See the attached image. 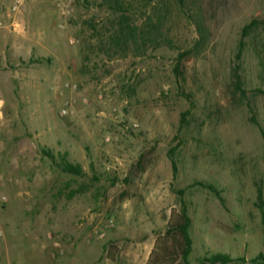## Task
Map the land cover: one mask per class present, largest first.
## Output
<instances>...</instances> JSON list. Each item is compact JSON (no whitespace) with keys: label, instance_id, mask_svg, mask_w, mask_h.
Segmentation results:
<instances>
[{"label":"rangeland","instance_id":"rangeland-1","mask_svg":"<svg viewBox=\"0 0 264 264\" xmlns=\"http://www.w3.org/2000/svg\"><path fill=\"white\" fill-rule=\"evenodd\" d=\"M21 1L0 0V138L36 140L37 178L7 168L0 264H186L184 207L189 264L264 254V0Z\"/></svg>","mask_w":264,"mask_h":264},{"label":"trees","instance_id":"trees-1","mask_svg":"<svg viewBox=\"0 0 264 264\" xmlns=\"http://www.w3.org/2000/svg\"><path fill=\"white\" fill-rule=\"evenodd\" d=\"M251 27H252V25L244 28V34L245 35L249 32V30H251ZM126 28H127V30H125L126 31V37H127L126 43L128 44L129 38L133 37L135 35L134 34L135 30L128 28V26H125V29ZM199 30L202 32V28L200 26H199ZM125 31H123V32H125ZM182 58H183V56H180V63L182 62L181 61ZM179 71H180V64L177 65V67H176V72L179 73ZM174 152H175V150H173L171 152L170 156H171L173 173L176 176L178 169H177V164H176V162L172 156L174 154ZM45 155L49 156L52 160L55 161V158L51 154L45 152ZM57 165L63 172L68 173L70 175L78 176V177H82L85 175V173L83 172V169L80 165H75V164H72V163L67 162L65 160L61 164L58 163ZM200 185L203 186V184H200ZM208 188L214 190V188L211 186H209ZM181 193H183V192H181ZM259 202H260V206L262 209V218H263V224H264V201H263L262 196H260ZM183 221L184 222H183L182 226L179 228V233H180V235L182 237V241H183L182 259L186 264H189L188 259H189L190 254L192 253V249H193V240H192L191 233H190V229L192 226V220H191L190 216L188 215L186 207L183 208ZM168 255H169V252L166 250V256H168ZM241 261H244V260H241ZM233 262H234V260L229 256L222 255V254H216V255L212 256L211 258H208V259L202 261L200 264H231ZM250 262L252 264H264V254H260L257 258L252 259Z\"/></svg>","mask_w":264,"mask_h":264},{"label":"crops","instance_id":"crops-1","mask_svg":"<svg viewBox=\"0 0 264 264\" xmlns=\"http://www.w3.org/2000/svg\"><path fill=\"white\" fill-rule=\"evenodd\" d=\"M1 45L3 42H0ZM4 45V44H3ZM3 60V59H2ZM5 125V122H1L0 126ZM3 129V128H0ZM11 142L8 143V147L5 143V141L0 138V159L1 162H3V166L5 169V172L3 175H1L0 178H2V181H0V186L3 187L6 181V173H9L7 171V168L9 167L10 169L8 170H14L15 176L16 177H25V178H30L34 176L35 174V168H36V163L32 165V161L36 160L37 157V147L36 146V140L29 139L28 141L26 139H16V140H10ZM35 141V142H32ZM32 145H35L32 148ZM29 146V147H28ZM26 162H28L26 164ZM35 162V161H34ZM34 169L32 171L31 169ZM7 171V172H6ZM34 172V173H33ZM37 176L35 175L33 177V180L36 181ZM30 180H25L23 181L22 179H17L16 185L17 187H23L25 184V187H28L26 189L24 188H18L19 192H29L31 184L29 183ZM19 182V183H18Z\"/></svg>","mask_w":264,"mask_h":264},{"label":"built area","instance_id":"built-area-1","mask_svg":"<svg viewBox=\"0 0 264 264\" xmlns=\"http://www.w3.org/2000/svg\"><path fill=\"white\" fill-rule=\"evenodd\" d=\"M22 5V1L21 0H15L14 2V5H13V11L16 12ZM66 87L68 88H71L73 90H76L77 89V86L76 85H67ZM102 98V97H100ZM63 116L64 115H68V110L67 109H64L61 113ZM0 237H1V232H0ZM56 246H59V245H56Z\"/></svg>","mask_w":264,"mask_h":264}]
</instances>
